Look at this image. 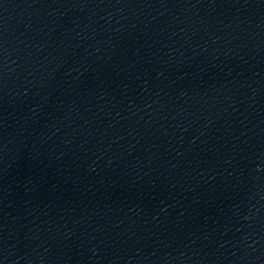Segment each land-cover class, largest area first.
Wrapping results in <instances>:
<instances>
[{"label": "water", "instance_id": "water-1", "mask_svg": "<svg viewBox=\"0 0 264 264\" xmlns=\"http://www.w3.org/2000/svg\"><path fill=\"white\" fill-rule=\"evenodd\" d=\"M224 0H0V264H138Z\"/></svg>", "mask_w": 264, "mask_h": 264}]
</instances>
